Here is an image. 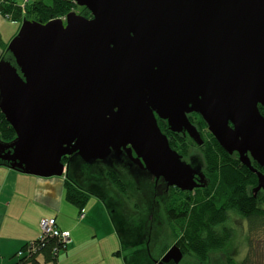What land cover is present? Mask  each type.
I'll use <instances>...</instances> for the list:
<instances>
[{"label": "water", "instance_id": "1", "mask_svg": "<svg viewBox=\"0 0 264 264\" xmlns=\"http://www.w3.org/2000/svg\"><path fill=\"white\" fill-rule=\"evenodd\" d=\"M71 1L92 17L24 19L8 45L16 66L0 60V110L17 135L0 142L1 161L51 178L66 175L63 157L109 163L125 152L192 192L206 175L171 148L158 118L202 146L196 113L264 192L252 165L264 168V0ZM183 257L175 244L156 264Z\"/></svg>", "mask_w": 264, "mask_h": 264}, {"label": "trees", "instance_id": "2", "mask_svg": "<svg viewBox=\"0 0 264 264\" xmlns=\"http://www.w3.org/2000/svg\"><path fill=\"white\" fill-rule=\"evenodd\" d=\"M75 9H80L79 14L84 17H92L86 8L79 7L71 0H54L52 5L35 0L24 19L47 23L67 16ZM0 13L4 17L11 13V19L5 18L9 21L22 23L24 20L21 13L12 7L0 6ZM2 59L16 66L11 53L9 56L3 53ZM262 113L264 115V111ZM190 120L203 138L200 128H207L205 121L197 114ZM159 127L168 137L171 148L182 155L184 161L194 168H201L208 181L205 189L184 192L176 187H168L163 179L151 177L131 164L125 156L120 163L100 160L86 163L73 154L62 160L68 164L65 175L66 201L76 207L79 214L85 212L91 197L105 205L123 248L132 250L127 264H154L152 243L167 238L164 225L169 228L174 243L184 256L193 255L200 264H209L217 253H225L226 264H257L255 257L264 244V240L259 239L261 235L256 236L258 233L264 236V192H254L258 185L257 174L243 165L237 155H229L212 134L210 141L204 140V144L197 147L202 156L196 154L189 160L187 157L190 154L184 146L186 141L183 142V137L173 134L167 125L163 127L159 123ZM16 136L0 110V142L11 143ZM185 140L196 145L190 138ZM0 166L9 167V163L0 160ZM253 166L262 170L255 163ZM131 199L136 200L129 207L127 203ZM230 210L246 220L250 242H253L252 236L258 239L255 245H250L249 254L240 262L231 258L229 251L226 253L233 237V233H230L233 229L228 227ZM34 242L39 245L38 252L21 258L19 264H58L61 252H67V246L58 238H48L42 243L37 238ZM29 243L20 251L27 250Z\"/></svg>", "mask_w": 264, "mask_h": 264}, {"label": "crops", "instance_id": "3", "mask_svg": "<svg viewBox=\"0 0 264 264\" xmlns=\"http://www.w3.org/2000/svg\"><path fill=\"white\" fill-rule=\"evenodd\" d=\"M16 25V22L6 20L0 13V59L6 42L18 33ZM65 179V175L43 178L0 166V264H19L17 253L29 242L40 237V222L45 218L54 217L59 229L70 232L71 242L67 245V251L75 240L78 241L75 237L76 229L82 220L79 212L69 207L70 204L65 199ZM104 210L110 217L106 207ZM68 211L69 216L65 221V212ZM84 220H87V214ZM114 232L113 236H118L116 230ZM74 248V254L80 255L83 252L82 248L78 250V245ZM121 256L122 254L117 258L120 259ZM75 257L77 256L74 255L73 258ZM106 258L103 256L104 262ZM82 259L77 264H87V259ZM66 260L68 257L61 262L59 256L58 264H69Z\"/></svg>", "mask_w": 264, "mask_h": 264}, {"label": "rangeland", "instance_id": "4", "mask_svg": "<svg viewBox=\"0 0 264 264\" xmlns=\"http://www.w3.org/2000/svg\"><path fill=\"white\" fill-rule=\"evenodd\" d=\"M47 5H52L54 0H42ZM76 12L77 14L80 13V9L72 10ZM71 11V12H72ZM80 15V14H79ZM64 21L66 20V16L61 17ZM13 22V21H11ZM22 23H17V32H19L21 28ZM18 34V33H17ZM12 40V39H11ZM10 40V41H11ZM10 41H7L4 47V54L8 55L10 52L8 51V45ZM9 52V53H8ZM195 120H198L194 118ZM193 119V120H194ZM201 132L203 133V140L210 141L211 140V132L208 130V127H202L200 128ZM214 137V136H213ZM184 146L186 145L187 151L189 152V157H187L189 160L192 158V156H195L196 154L201 157L202 155L199 153V148L196 143L194 145L188 140H185L183 138ZM182 140V139H180ZM188 144V145H187ZM136 199H131L127 205L129 207H132ZM69 207H72L75 211L79 212V210L72 206L71 204ZM104 204L97 198L91 197L88 201L86 207H85V214H87V220L83 221L78 224L77 231H76V239L78 241H74L70 245V248L67 252L63 251L60 255V261L63 262L64 259L68 257L69 264H77L78 261H82V258L87 259V264H126V261L131 258L132 256V250L131 249H124L121 245L119 236H113L114 235V225L112 221L110 220V217L104 212ZM158 210L159 207H158ZM62 216V215H61ZM60 216V217H61ZM69 216V211L65 212V218L66 221ZM54 218V217H53ZM228 227L233 229L230 233H233L232 239L228 243L227 251H229L230 257L233 258L235 261H242L246 258L248 251L250 250V245L254 244L255 241L258 240L256 237L252 236V241L249 240V228L247 227V222L244 220V218L237 212L230 210L229 211V219H228ZM164 232L167 235V238L163 237L158 240L157 243H152L151 248V255L155 257V260L160 258L163 254H165L173 245L176 243L173 236L170 234L169 228L164 225ZM164 232L162 234H164ZM261 235L259 239L264 240L263 233H258L256 236ZM41 235V234H40ZM263 236V237H262ZM71 242V241H70ZM149 244V243H148ZM78 245L79 249L82 248L81 254H74L75 252V246ZM258 249V255L255 257L257 260V264H264V244L260 246ZM74 248V249H73ZM85 248V249H84ZM120 251L122 256L119 258L120 254L118 255L117 252ZM115 252V253H114ZM77 253V251H76ZM113 254V255H112ZM74 255L77 257L73 258ZM79 255V256H78ZM225 253H217L215 256H213L211 262L209 264H226L225 261ZM103 256H106V261L104 262ZM124 262V263H123ZM158 263V262H157ZM180 264H200L197 259L193 255H186L183 257V260L180 262Z\"/></svg>", "mask_w": 264, "mask_h": 264}, {"label": "built area", "instance_id": "5", "mask_svg": "<svg viewBox=\"0 0 264 264\" xmlns=\"http://www.w3.org/2000/svg\"><path fill=\"white\" fill-rule=\"evenodd\" d=\"M35 0H0V6L12 7L14 10H17L21 13L23 19L27 14L29 6L34 3ZM12 14H6V19H11ZM80 220L85 218V212L79 216ZM41 235L38 238L41 243L47 240L48 238H58L65 246L70 242V232L63 231L58 228L55 218H45L40 222ZM39 245L32 241L29 243V248L24 251L18 252L17 256L21 258L28 257L36 252H38Z\"/></svg>", "mask_w": 264, "mask_h": 264}, {"label": "flooded vegetation", "instance_id": "6", "mask_svg": "<svg viewBox=\"0 0 264 264\" xmlns=\"http://www.w3.org/2000/svg\"><path fill=\"white\" fill-rule=\"evenodd\" d=\"M259 109H260V112H261V114L263 115V111H264V108L261 106V105H259ZM194 114H196V113H193V114H191V115H189V119H190V117H192ZM197 115H199V114H197ZM200 116V115H199ZM264 116V115H263ZM201 117V116H200ZM191 121V120H190ZM162 124L163 125V127L164 126H168V128H169V125H168V122L166 121V120H163V119H160V118H158V124ZM193 124V123H192ZM208 127V126H207ZM169 130H170V128H169ZM171 131V130H170ZM172 132V131H171ZM173 133V132H172ZM173 134H176V135H180L181 137H183V138H185V139H187V138H190V136L186 133V132H182V133H179V134H177V133H173ZM191 140H193L192 138H190ZM195 143V142H194ZM124 155L127 157V159H128V156L126 155V153L125 152H123L122 154H120L119 156L117 155V154H112L111 155V162L112 163H120V162H122L123 161V159H122V157H124ZM233 155H237V157L239 158V155H238V153H234ZM129 160V159H128ZM253 163H255V164H257L255 161H252V165H253ZM258 165V164H257ZM259 166V165H258ZM260 167V169H262V170H258L259 172H262V173H264V168H262L261 166H259ZM196 179L197 180H199L198 179V177H196ZM206 181H207V179H206ZM208 182V181H207ZM199 189H205L204 187H199V188H196L195 190H199ZM260 192H263V191H260ZM155 202V201H154ZM168 252V251H167ZM166 252V253H167ZM165 253V254H166ZM165 254H163L162 256H160V258H158V259H154V264H156V262H160L161 260H162V258L165 256ZM169 264H175L173 261H171ZM180 264V263H179Z\"/></svg>", "mask_w": 264, "mask_h": 264}]
</instances>
